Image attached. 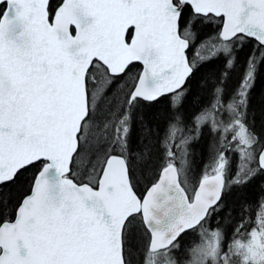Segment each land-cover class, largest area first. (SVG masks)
<instances>
[{"label": "snow or ice", "instance_id": "snow-or-ice-1", "mask_svg": "<svg viewBox=\"0 0 264 264\" xmlns=\"http://www.w3.org/2000/svg\"><path fill=\"white\" fill-rule=\"evenodd\" d=\"M261 76L264 0H0V264H264Z\"/></svg>", "mask_w": 264, "mask_h": 264}, {"label": "trees", "instance_id": "trees-1", "mask_svg": "<svg viewBox=\"0 0 264 264\" xmlns=\"http://www.w3.org/2000/svg\"><path fill=\"white\" fill-rule=\"evenodd\" d=\"M247 56V49L240 53V60L243 61ZM214 67L219 68L221 65L216 63ZM239 69V66H238ZM239 75V70L233 75V82ZM207 102V101H205ZM255 119L256 129L258 131H264V76H261L257 81L256 90L253 94L252 104L249 112V118ZM211 139L205 135L204 138L196 145H194L195 159L197 164L200 163L202 159L207 160L209 156V144ZM230 158H231V154ZM233 166H235V160H233ZM142 187V186H141ZM258 198V192L253 190L248 197L249 202L253 205L252 211L255 212V204ZM225 217L230 215V219L217 218V220L212 221V227L215 228L217 223H220V227L224 229L226 233H230V230L235 226V224L241 219V216L247 215V212L241 208V204L237 201L235 197L228 201V212L223 214Z\"/></svg>", "mask_w": 264, "mask_h": 264}]
</instances>
